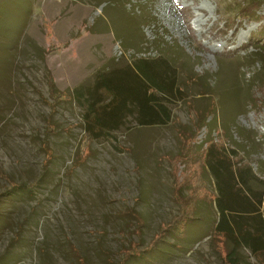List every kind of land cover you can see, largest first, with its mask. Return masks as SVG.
Returning <instances> with one entry per match:
<instances>
[{"label":"rangeland","instance_id":"rangeland-1","mask_svg":"<svg viewBox=\"0 0 264 264\" xmlns=\"http://www.w3.org/2000/svg\"><path fill=\"white\" fill-rule=\"evenodd\" d=\"M248 1L0 0V264H123L152 246L126 264H228L211 235L202 156L207 140L235 143L199 112L226 111L255 136L238 158L264 178V70L253 54L264 49V1L243 17ZM153 41L178 45L188 74L210 77L228 101L216 109L215 96L187 86L167 125L130 121L90 140L66 92L121 56H158ZM191 203L186 236L162 235Z\"/></svg>","mask_w":264,"mask_h":264},{"label":"trees","instance_id":"trees-1","mask_svg":"<svg viewBox=\"0 0 264 264\" xmlns=\"http://www.w3.org/2000/svg\"><path fill=\"white\" fill-rule=\"evenodd\" d=\"M263 1L249 0L247 10L241 15L255 16ZM151 18L143 16L144 22ZM134 41L141 46L148 42L137 38ZM152 45L159 52L158 56L133 55L130 59L121 56L108 67L97 70L90 83L78 84L66 92L68 101L80 109V127L90 140L112 137L130 121L139 126L167 125L172 121L169 103L172 99L185 100L187 86L194 87L200 96H215L212 100L216 109L218 104L223 108L224 100L228 101L226 95H219L218 84L208 89L210 77L188 74L192 68L178 45L156 41ZM253 54L264 70V49ZM180 71L186 75L179 74ZM215 112L217 110L210 111L206 116L199 112L203 118L202 126L209 130L216 126L222 129L226 133L224 136L235 143L236 149L224 148L212 140L205 141L202 161L212 177L215 191L210 198L203 200H207L204 202L217 213L211 235L221 238L228 264H251L250 258L257 264H264V178L244 158H238V151H245L249 145L245 141L251 142L255 136L249 137L240 130L226 111L221 110V116H216ZM234 134L240 138L241 144L236 142ZM12 187L14 191L28 189L24 184ZM188 206L189 210L185 212L182 208V215L168 224L169 228L162 235H174L180 239L186 236L188 225L194 227L197 219L196 205L191 203ZM154 248L156 246L129 253L123 264L140 257L143 251L150 253Z\"/></svg>","mask_w":264,"mask_h":264}]
</instances>
